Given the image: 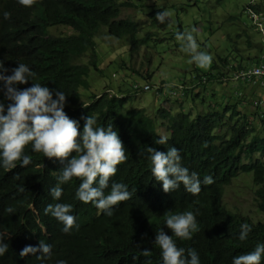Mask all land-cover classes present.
<instances>
[{"label":"trees","instance_id":"16d2710c","mask_svg":"<svg viewBox=\"0 0 264 264\" xmlns=\"http://www.w3.org/2000/svg\"><path fill=\"white\" fill-rule=\"evenodd\" d=\"M147 2L35 0L31 7H26L18 0H0V61L4 67L11 69L24 63L36 73L33 81L17 85L21 89L40 83L63 91L67 95L64 111L79 122L81 132L85 123L82 116L94 117L98 127L111 125L125 147L127 159L117 165L110 183H124L132 193L131 199L114 206L109 216L93 203H83L76 197L82 178L73 177L60 185L63 193L55 200L50 189L57 185L64 165L59 158L33 151L30 142L23 152L31 157L28 166L21 167L20 161H16V167L7 169L0 164V237L9 246L0 256V264H57L60 260L67 264H163L160 248L154 244L156 232L163 228L171 236L172 231L165 224L167 216L186 211L196 215L199 231L191 239L173 235V240L178 248L195 249L200 264H232L233 257L264 243V221H255L226 199L232 184L249 175L256 188L255 208L264 216L263 107H254V113L245 114L241 107L244 95L236 91L232 99L218 97L214 103L205 102L203 97L200 102L205 104L201 107L199 103L196 109L202 110L196 113L180 105L176 112L170 107L158 109L151 118L146 110L130 106L140 92L139 81H131L125 92L93 95L88 105L82 101L81 89H89L91 75L104 74L95 40L104 29L112 38L129 45L131 61L141 57V52L151 43L163 41L145 29L156 21L158 11L165 10L157 9L156 5L147 6ZM257 8L264 12V0H258ZM123 10L135 11L136 17L144 12L148 14L146 19L124 18ZM5 11L11 13L10 19L3 18ZM59 26L69 27L73 33H50L51 28ZM245 42L251 48L250 41ZM208 50L213 53L211 48ZM258 53H261L260 45ZM226 56L227 53H216V61L208 70L197 66L193 76L197 85L204 84L201 88L207 89L206 83L216 82L208 71L221 69ZM135 73L146 81L153 78V73L145 76ZM183 83L171 94L180 95L176 101L191 96L188 89H183ZM163 86L158 88L161 95ZM2 88L0 82V102L6 107L11 101L5 98ZM251 104L254 106L253 101ZM160 130L167 133L164 137H169L166 144L155 143L161 137ZM173 146L180 150L182 166L198 173L201 180L211 175L214 183H202L197 195L187 192L182 184L175 191L165 193L162 182L152 175L147 148L166 153ZM74 155L75 152L71 153L69 159ZM56 203L73 206L71 214L78 228L65 233L63 223L45 213L49 204ZM8 208L13 211L8 212ZM244 223L251 225L252 230L241 241L240 226ZM40 241L52 246L49 256L38 258L41 251L20 256L26 246L39 247ZM142 249H150L151 256H143Z\"/></svg>","mask_w":264,"mask_h":264},{"label":"clouds","instance_id":"9594fccd","mask_svg":"<svg viewBox=\"0 0 264 264\" xmlns=\"http://www.w3.org/2000/svg\"><path fill=\"white\" fill-rule=\"evenodd\" d=\"M18 2L23 6L31 7L35 0H18ZM257 4L258 0H244L242 9L249 24L246 28H252L259 38V42L246 39L250 41L251 48L247 47L246 40L244 44L248 50H256V53L249 55L248 58L239 55L242 54V50L236 40L229 36L226 47L221 52H217L227 53L222 68L208 71L216 78V82L210 83L217 85V82L222 84L226 81H233L264 86V12L257 8ZM189 6L192 5L189 3L179 6L172 5L176 16L173 23H170L173 26V31L165 33L158 29L155 34L159 37L160 33L169 35V37H163L162 40L177 41L175 46H178L179 51L191 57V60L199 68L208 70L216 61L214 58L216 54L210 53L208 48L199 42L196 35V39L194 38L192 32L184 33V24L180 20V14L186 13ZM160 8L165 11H158L156 20L161 24L169 22L170 13L166 11L165 7ZM147 14L148 12H144L137 17L146 19ZM3 18L10 19L11 13L3 12ZM177 21L180 22V25ZM69 29L71 30L69 34H72L73 30ZM192 31L194 32L196 29L193 28ZM50 33L67 35L63 32ZM239 37L240 35L237 34L236 38ZM258 45L261 47L260 54ZM198 46L201 51L207 53L198 51ZM9 71L10 75L7 74ZM228 72H231L229 78L226 77ZM35 76L36 73L24 63H18V66L8 69L0 61L2 91L5 98L11 101L6 107L0 102V164L7 169L16 167V161H20L21 167L28 166L31 163V157L23 155V152L25 146L32 142L33 151L42 152L48 158H59L64 165L61 168V174L57 177V185L50 189L53 199L59 200L62 196L63 188L60 185L67 183L73 177L82 178L76 191V197L83 203H93L98 210L111 216L114 206L131 199L132 196L126 184L110 183V178L117 172V165L127 159L125 147L117 131H114L111 125L107 128L96 126V119L88 115L81 117L85 121L81 132L79 122L71 119L64 111L67 95L63 91L50 89L40 83H33L31 87L22 89L17 86L27 84L29 80L33 81ZM206 84L209 85V83ZM180 89L181 87H178L177 91ZM150 91H152L151 84H146L141 86L138 94ZM104 93L114 95L110 91ZM158 94L160 95L159 92ZM230 95L225 96L230 97ZM178 96L180 95L178 94ZM253 104L254 107H263L261 117L264 116L263 102L255 100ZM87 105L84 106L87 107ZM159 135L161 137L155 143L166 144L169 137H164V135L167 133L163 130L159 132ZM73 152L75 155L69 159ZM147 153L152 163V175L157 181L162 182L165 193L175 191L182 184L187 192L197 195L201 191L202 183L205 185L214 183L211 175H206L201 180L198 173L190 172L188 168L182 166L180 150L174 146L168 148L166 153L158 151L154 147H148ZM106 190L108 191L106 192ZM72 209L73 206L67 203L49 204L45 208V213H50L63 223L62 230L68 233L73 227H79L76 224V218L71 214ZM7 211L11 213L13 210L8 208ZM165 224L172 231V235H168L161 228L156 232L154 240V244L160 248L163 264H200L199 255L195 249L178 248L173 240V235L181 239H191L193 233L199 231L196 215L192 211L169 215ZM240 228L239 239L246 240L252 226L244 223ZM8 248V244L4 243L0 237V256H3ZM51 248L50 244L40 241L39 247L26 246L20 252V256L24 257L29 253L35 254L37 251H41L42 254L38 258H43L51 254ZM142 255L151 256V250L142 249ZM262 255H264V243H257L253 251L233 257L232 264H261ZM57 264H67V262L60 260L57 261Z\"/></svg>","mask_w":264,"mask_h":264},{"label":"rangeland","instance_id":"374dc122","mask_svg":"<svg viewBox=\"0 0 264 264\" xmlns=\"http://www.w3.org/2000/svg\"><path fill=\"white\" fill-rule=\"evenodd\" d=\"M187 3L192 6L186 9V13L181 12L184 14H180V20L184 24V33L192 32L195 39L197 36L202 45L213 50V54L221 52L226 47L229 36L236 40L242 50V54L238 53L239 55L248 58L249 55L256 53V50H248L244 44L246 39L259 42L256 32L252 28H246L249 24L246 16L242 13L244 0H149L146 3L147 6L156 5L158 6L157 9L165 7L166 11L170 13V17L169 22L164 24L156 20L146 31L152 33L157 32L158 29L165 33L173 31V26L170 23H173L176 16L172 5L179 6ZM121 17L137 18L136 12L133 10H123ZM193 28L196 31L193 32ZM50 32L69 34L71 30L67 27H58L51 29ZM237 34L240 35L239 38H236ZM159 35L161 38L169 37V35L163 33ZM95 40L98 53L102 57L100 66L105 75L94 72L89 79V89H81L82 101L85 104L90 103V98L93 95L99 96L107 91L114 94L120 91H127L129 88L128 84L131 81H139L141 85L151 84L152 91L138 94L130 102L132 107L145 109L151 118L156 116L158 109L170 107L176 112L180 105L185 110H191L196 113L202 110L196 108L200 107V105L203 107L206 100L214 103L218 97L230 94V99H232L235 97L236 91L244 95L242 96L243 104L241 107L245 114L249 115L256 111L251 101L260 100L264 104V86L226 81L222 84L217 82V85L209 83L207 89L201 88L200 85L196 84L193 77L195 69L198 68L197 65L191 60V57L186 56L184 52L177 49L178 46H175L177 41L164 40L157 44L153 42L149 48L141 52V57L138 56L131 61L128 59L129 45L123 40L112 38L105 29ZM198 51H201L200 46H198ZM143 61L144 64H142ZM242 64L245 66L244 63ZM135 72L144 74V76L147 73H153V78L146 81ZM230 74L231 72H228L226 77L229 78ZM162 83H165V86ZM181 83H183V89H188L191 96L176 101V96L179 97L178 94L175 96L171 94ZM162 86L164 87V94L159 95L157 89ZM203 97L205 102L201 103L200 101H202ZM169 98L171 100L167 102ZM199 103L201 104L199 105ZM247 103L248 106L245 107ZM255 189L251 177L244 175L243 180L240 178V180H236L232 184L226 199L234 207H241L244 213L251 215L255 221H264L262 213L255 208Z\"/></svg>","mask_w":264,"mask_h":264}]
</instances>
